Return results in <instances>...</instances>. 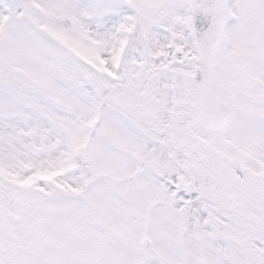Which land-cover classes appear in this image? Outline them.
Masks as SVG:
<instances>
[{"label": "snow or ice", "instance_id": "6c2138e0", "mask_svg": "<svg viewBox=\"0 0 264 264\" xmlns=\"http://www.w3.org/2000/svg\"><path fill=\"white\" fill-rule=\"evenodd\" d=\"M0 264H264V0H0Z\"/></svg>", "mask_w": 264, "mask_h": 264}]
</instances>
